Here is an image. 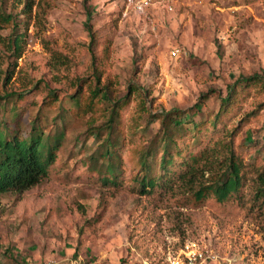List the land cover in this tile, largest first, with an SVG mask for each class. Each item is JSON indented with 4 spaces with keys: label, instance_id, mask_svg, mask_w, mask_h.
<instances>
[{
    "label": "rangeland",
    "instance_id": "rangeland-1",
    "mask_svg": "<svg viewBox=\"0 0 264 264\" xmlns=\"http://www.w3.org/2000/svg\"><path fill=\"white\" fill-rule=\"evenodd\" d=\"M24 4L0 0V13L11 17L0 22V69L8 65L10 75L4 84L1 73L0 95L30 90L13 118L22 132L34 116L54 132L67 96L96 83L93 62L113 94L126 98L121 123L126 135L137 128L134 141L158 132L156 115L178 109L199 120L240 88V77H264V0H176L140 12L126 0H33L30 11ZM13 23L25 32L18 57L6 43ZM51 93L62 100L48 105ZM262 103L261 84L250 85L224 123L203 135L227 141L242 160L241 198L224 206L210 199L194 206L178 189L139 193L131 143L121 151L119 185L102 184L87 162L97 144L85 118L66 116L47 175L0 194V264H166L167 252L186 241L216 254L208 264H264V207L253 201L264 166Z\"/></svg>",
    "mask_w": 264,
    "mask_h": 264
},
{
    "label": "trees",
    "instance_id": "trees-1",
    "mask_svg": "<svg viewBox=\"0 0 264 264\" xmlns=\"http://www.w3.org/2000/svg\"><path fill=\"white\" fill-rule=\"evenodd\" d=\"M32 3L33 0H25L24 8L30 11ZM2 21L11 22L10 15L0 13ZM21 22L26 27V19ZM24 36L25 32L18 33L13 23L11 36L6 43L16 57L24 43ZM93 40L94 33L89 28L88 44ZM94 63L92 69L96 83L67 96L68 107L61 106L66 114L54 132L45 130L39 116L31 118L27 132L20 131L15 125L13 118H16L29 89L0 95V194L22 192L47 175L64 141L66 116L79 114L85 118L87 133L93 136L97 144V153L90 155L87 162L94 168L98 167L102 184L119 185L124 163L121 151L124 148L127 150L131 143L130 161L134 164L131 179L137 184L139 193L154 189H178L188 194L186 198L194 206L207 199L220 206L240 200L244 181L242 160L227 141L210 136L204 139L203 135H207L208 129L216 131L224 123L222 117L239 105L250 85L258 83L264 89L262 75L240 77V88L231 87L220 98L219 110L204 114L199 120L178 109L156 115L159 118L158 132L148 140L138 137V141H134L137 128L129 129L132 133L126 135L121 123L120 110L126 98L113 94L110 79L102 81V72L96 69ZM8 71V65L2 71L0 69V75L5 74L4 84L10 76ZM45 100L48 105H54L62 99L51 93ZM249 115V112L244 113L243 120H248ZM180 142L185 144L181 145ZM99 162L104 165L103 169L99 168ZM206 172H210L207 177ZM255 181L253 201L258 208H262L264 166L257 168Z\"/></svg>",
    "mask_w": 264,
    "mask_h": 264
},
{
    "label": "built area",
    "instance_id": "built-area-1",
    "mask_svg": "<svg viewBox=\"0 0 264 264\" xmlns=\"http://www.w3.org/2000/svg\"><path fill=\"white\" fill-rule=\"evenodd\" d=\"M176 0H126L135 11H143L144 7L149 4L158 3L167 8ZM174 52V51H173ZM216 260V254L205 247L199 245L196 241H186L174 252H167L166 264H208ZM50 264H57L52 262Z\"/></svg>",
    "mask_w": 264,
    "mask_h": 264
}]
</instances>
